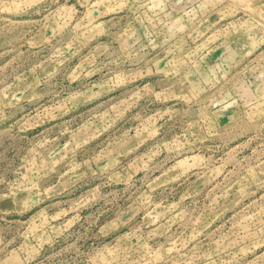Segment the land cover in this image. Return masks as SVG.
I'll return each mask as SVG.
<instances>
[{
  "label": "rangeland",
  "instance_id": "1",
  "mask_svg": "<svg viewBox=\"0 0 264 264\" xmlns=\"http://www.w3.org/2000/svg\"><path fill=\"white\" fill-rule=\"evenodd\" d=\"M0 264H264V0H0Z\"/></svg>",
  "mask_w": 264,
  "mask_h": 264
}]
</instances>
